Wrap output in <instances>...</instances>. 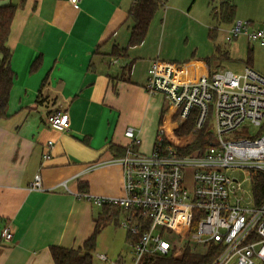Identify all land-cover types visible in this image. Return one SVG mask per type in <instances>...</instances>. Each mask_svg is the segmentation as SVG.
Returning a JSON list of instances; mask_svg holds the SVG:
<instances>
[{"label":"crops","instance_id":"0c3cea01","mask_svg":"<svg viewBox=\"0 0 264 264\" xmlns=\"http://www.w3.org/2000/svg\"><path fill=\"white\" fill-rule=\"evenodd\" d=\"M9 1L17 7L7 41L16 77L7 116L0 118V264H55L50 248L82 247L103 211L77 196L80 185L96 196L124 193L123 167L114 154L131 142L127 127L139 133V150L153 151L166 101L161 93L150 94L146 83L159 58L146 60L145 41L129 46L133 0H81L77 6L69 0H0V5ZM222 1L236 6L234 20L264 26V0H219V5ZM124 47L122 54L118 49ZM159 62L160 70L176 75L184 70L190 79L215 71L202 59ZM58 107L70 114L67 131L47 122ZM48 141L54 146L45 159ZM37 172L42 189L30 187ZM65 180L69 189L58 186ZM121 217L119 210L102 230L114 223L115 234L127 239ZM7 226L10 241L2 236Z\"/></svg>","mask_w":264,"mask_h":264},{"label":"built area","instance_id":"2783aa9c","mask_svg":"<svg viewBox=\"0 0 264 264\" xmlns=\"http://www.w3.org/2000/svg\"><path fill=\"white\" fill-rule=\"evenodd\" d=\"M69 1L77 6L81 0ZM240 36L264 46V26L253 21L237 18L232 22L226 40ZM159 63L155 60L150 67L146 89L163 94L165 107L171 113L177 111L175 125L169 127L177 128L194 116L195 128L208 126L215 143L203 154L178 156L172 148L163 152L159 147L163 128H159L156 146L144 153L138 149L139 133L127 127L125 135L131 142L114 161L123 167L124 193L96 196L80 191L77 196L122 212L119 223L134 238L130 242L133 264L171 255L177 245L187 242L202 246L204 254L215 247L217 255L211 264H264V196L258 201L255 194L257 177H264V72L247 65L242 73L215 70L190 79L184 70L181 75L168 68L160 70ZM47 122L67 131L70 114L55 108ZM250 125L260 127V133L249 135ZM53 146L48 141L45 159L51 157ZM231 171H242L245 178L231 176ZM58 186L69 189L68 180ZM30 187L43 188L40 172ZM261 189L264 181H260ZM2 236L12 240L10 226ZM98 257L109 260L105 253Z\"/></svg>","mask_w":264,"mask_h":264},{"label":"rangeland","instance_id":"374dc122","mask_svg":"<svg viewBox=\"0 0 264 264\" xmlns=\"http://www.w3.org/2000/svg\"><path fill=\"white\" fill-rule=\"evenodd\" d=\"M219 6V0H168L166 5L156 11L144 40L146 50L143 53L146 60L159 58L158 61L166 60L182 65L187 60L202 59L215 70L242 73L244 68L250 65L255 70L264 72V46L259 43L251 44L245 36L227 41L231 23L221 22L213 17V10ZM254 21L258 26V21ZM163 110L166 116H169L168 125L173 127L178 118L177 111L171 113L168 107ZM162 112L159 115V123ZM159 127L160 125L158 130ZM248 127L249 135L260 133L258 126ZM229 175L245 178L242 171H231ZM110 225L112 226L106 230L101 229L98 233L93 264H133L134 254L130 241L123 235L118 237L114 230L115 224ZM120 228L128 235L126 229ZM186 247H190L191 252L199 255L203 252L202 246L187 242L177 245L176 255L182 254ZM98 253L107 254L109 260L102 261L97 257Z\"/></svg>","mask_w":264,"mask_h":264},{"label":"trees","instance_id":"16d2710c","mask_svg":"<svg viewBox=\"0 0 264 264\" xmlns=\"http://www.w3.org/2000/svg\"><path fill=\"white\" fill-rule=\"evenodd\" d=\"M167 1L133 0L130 9V18L133 21V25L129 46L140 45L144 42L156 11L164 6ZM16 9V5L11 1L7 4L0 5V118L7 116L10 92L16 77V73L11 65L12 51L7 45ZM235 14L236 6L229 1H222L220 8L213 10V17L221 22H233ZM118 50L124 54L127 48H119ZM130 71L131 66H128L125 73L129 76ZM128 76L122 78L128 79ZM168 120L169 116H166L163 110L159 123V128H163L162 141L159 146L163 152L167 151L168 148H172L178 156H186L194 153L203 154L215 143L214 134L208 129V126H204L201 129L195 128L194 116H191L177 128H170ZM124 153L125 148L116 147L114 155L115 157H120ZM260 181H264L262 175L257 177L255 181V194L258 197V201L264 196V189H261L260 192ZM80 191L87 192V185L81 184ZM118 211L117 207L104 206L103 211L95 218V231L84 242L82 247L68 248L58 245L52 246L50 250L55 264H93L98 233L103 226L116 220ZM133 240L134 238L128 233V241L131 242ZM216 255L217 251H215V247H212L207 253H202L201 255L191 252L190 247H186L180 255H176L175 252L168 256H154L143 264H211Z\"/></svg>","mask_w":264,"mask_h":264}]
</instances>
